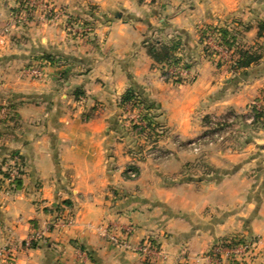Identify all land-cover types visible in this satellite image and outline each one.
I'll return each mask as SVG.
<instances>
[{
    "label": "crops",
    "instance_id": "obj_1",
    "mask_svg": "<svg viewBox=\"0 0 264 264\" xmlns=\"http://www.w3.org/2000/svg\"><path fill=\"white\" fill-rule=\"evenodd\" d=\"M54 1L76 13L96 4L105 22L82 41L70 40L60 23L0 37V92L16 104L20 119V126L5 130V147L23 162L21 188L0 193V248L18 250L15 264H216L212 246L234 235L258 237L264 248V130L245 150L207 159L212 176L200 177L185 174L191 159L180 150L165 161L137 160L128 152L129 131L119 124L118 99L137 87L170 134L185 140L202 130L192 122L195 110L221 92L222 79L205 61L193 84L164 81L144 41L183 39L189 51L198 44V23L236 14L242 1L216 0L208 19L171 1L156 3L160 9L149 0ZM247 4L256 14L264 0ZM13 5L0 0V28L9 24ZM45 55L67 61L46 68L40 80L21 72ZM260 66L255 75L254 66L244 71L235 86L228 79L234 91L209 98L214 106L241 112L262 97L264 56ZM99 102L107 107L97 110ZM164 144L174 150L175 144ZM32 236L40 238L26 248ZM146 238L160 247L154 258L136 252ZM227 257L220 264H228Z\"/></svg>",
    "mask_w": 264,
    "mask_h": 264
},
{
    "label": "rangeland",
    "instance_id": "obj_2",
    "mask_svg": "<svg viewBox=\"0 0 264 264\" xmlns=\"http://www.w3.org/2000/svg\"><path fill=\"white\" fill-rule=\"evenodd\" d=\"M87 1H89V3L93 2V0ZM149 1L150 5H154L159 9L160 7L157 4H162L166 1L174 2L175 5L182 3L186 6V10H189L188 13L194 11L197 12L198 15L199 11V16L200 12L204 13V15L208 14L206 19L210 17L214 18L215 13L213 11L217 10L215 3L216 0H207L208 3L205 2V0ZM240 1H242L243 4L239 6L236 14L234 12H230L228 13V16H224L221 19L216 16L215 18L217 19H212L213 22H205L202 20L198 23L195 29L196 34L198 35V38L195 41H197L198 44H195L193 48L189 49V51L188 47L185 46L186 43L183 42V39L178 40L177 38L176 41H172L171 43L167 42L168 44L166 43V45L174 46L178 49L179 56L183 58V62L179 66L160 64L162 79L164 81L180 85L193 84L201 75L198 66L202 62L208 61L213 68L212 75L214 76V74H216L215 77L222 79V90L221 92H218V94L223 93L224 96L232 94L234 87L231 88L230 85L226 84V81L230 79L232 81V85L235 86L238 80L243 79V72L247 71V69L239 70L236 68L235 64L240 51H251L253 53H257V55H264V38L258 37V24L264 21V7L261 6L262 9L259 10L261 7L258 6V8L255 9L257 13L253 14L251 6L247 4V0ZM13 4L12 9H14V11L10 17L9 24L0 28L1 38L11 35L13 32L16 33L15 35H19L22 31H25L27 28L36 24L42 23L53 25L60 23L70 40L82 41L93 37L98 24L105 22V16L100 14L99 6L93 3L87 4L85 7L87 8V12L82 13L74 12V10H71L69 6L58 5L54 0H13ZM179 10L180 8L177 9L175 13ZM219 29L229 31L230 37L232 38L231 41L234 43L233 49L228 50L225 46H223ZM213 32H216V34L213 35ZM157 34L159 35V33ZM157 34H154L153 36H157V39H160ZM9 38L11 39V36ZM148 41L149 43L157 42L155 38L151 37ZM35 60L36 62H31L27 65V68L21 70V72L25 75H29L32 80L43 79L46 74V68H49V66L53 67L55 65L60 66L63 64L61 62L67 61L58 57V59L56 58L55 63L52 62L51 64L44 58V56H40ZM260 63L254 66L256 68L255 71H252L254 75L257 71H260L258 70L261 67ZM34 69H40L42 72L41 77H35L31 74V71ZM24 77L25 76L22 74V78ZM0 78H2L1 75ZM0 84H2L1 81ZM218 94L217 92L212 93L210 97L208 96L207 101H203L197 106L192 122H196L200 125L202 124L201 126L203 129L194 134L191 139L185 140H183L179 135L170 134V129L165 127L163 124L164 122L157 115L159 113L154 112L155 116L151 115L148 118L149 122L143 121L140 118V115L143 112V106L138 108V106L133 107L132 105L127 104L122 107L121 98H119L118 105L122 110V112L120 110L119 114V124L123 126L124 129L129 131V135H126L129 139L128 145L130 146L128 152L133 154L134 158L137 160L149 159L151 161H165L166 159L175 158L177 151L180 150L185 153L186 157L191 159L186 167L187 172L184 170L186 175H198L200 177L212 176V170L208 167L207 159L210 157L215 159L220 158L221 152L232 155L245 150L248 144L255 142L254 138L257 137L256 133H259L260 130H264L263 120L256 124L253 121L255 117L253 107L259 111H264V95L254 99L248 105L246 110L237 112L227 106L215 107V103H213L210 99L216 97ZM84 99H81L82 103H84ZM15 105L16 104H13L10 101L8 94L0 92V193L3 195L18 189L16 188L15 181L22 177L23 173V162L20 154L8 151V149L6 151L5 147V130L12 127L11 123L14 127L20 126V119H16L18 114L14 112ZM106 107L107 105L103 102L97 103L96 106L97 110H104ZM148 123H152V126L155 127L156 130L152 132L151 129L154 128H147ZM141 128L145 131L141 132ZM153 133L156 135L155 138L158 139L157 141L154 140ZM152 136L153 138H151ZM162 143H167L169 145L175 144L174 150H166V145L164 144V146H162ZM260 143L263 142L260 141ZM140 144L142 145L140 146ZM132 168L133 166H131V169ZM129 174L133 177V175H136V172L132 169L129 171ZM70 221L71 219H67L65 225H70ZM236 237H238L237 240L241 241L260 239L258 237L253 238L237 235L225 237L217 244L213 245L210 250V254L214 255L216 253L218 255V257L213 256L214 262L216 264H220L222 255L227 253L228 264L262 263V260L264 259V251L261 259L257 261L234 262V258L232 259L229 253L232 247L227 246L228 244L225 242L229 243V241L235 239ZM113 239L114 238L111 240L114 241ZM147 239L148 238L145 240ZM149 239L154 243L155 240L152 238ZM26 242L25 247L31 248V246L28 247L26 245ZM155 245L158 248L157 255H159L160 247L158 244ZM17 252L18 250L15 247H1L0 264H15ZM136 252L138 253V246L136 247ZM156 256H152L150 258H154ZM147 259H149V257Z\"/></svg>",
    "mask_w": 264,
    "mask_h": 264
},
{
    "label": "trees",
    "instance_id": "obj_3",
    "mask_svg": "<svg viewBox=\"0 0 264 264\" xmlns=\"http://www.w3.org/2000/svg\"><path fill=\"white\" fill-rule=\"evenodd\" d=\"M208 32V31H207ZM219 32L221 33V38H222V42H223V46H225L228 50H231L234 48V43L232 40V38L230 37L229 31L227 30H221L219 29ZM258 37L260 38H264V21L260 22L258 24ZM148 42V43H147ZM144 45L147 49V52L149 54V56L157 63V64H161V65H169V66H179L182 62H183V58L179 56V51L176 47L174 46H169L163 43H158V42H152L149 43L148 40L144 41ZM264 55H260L257 53H253L251 51H240L239 57L236 61V68L239 70H245L248 69L252 66L258 65ZM45 59H47L51 64L52 62L55 63L56 61V57L53 55H45L44 56ZM188 68V67H187ZM63 78L67 77L66 73L62 74ZM84 93L81 90H76L75 91V96L77 98H80V96H82ZM127 104L134 106H138V108L140 106H143V112L140 115L141 120L149 122L148 118L152 115L155 116L152 111L156 110L157 107L155 106V104L153 102H151L149 99L145 98L143 96V94L139 91V89L137 87H132L130 88L128 91H126V93L123 95V97L121 98V106H126ZM253 112L255 114L254 117V123H259L261 120L264 121V111L261 110H257L255 107H253ZM154 128L151 129L152 132L155 131V127L152 126V123H148V127L147 128ZM145 131L143 128H141V132ZM154 140H158L156 139V135H154ZM153 136L151 138H153ZM153 140V141H154ZM188 166V164L186 165V167ZM205 177V176H204ZM16 184V188H21L22 186V177L18 178L15 181ZM238 237H236L235 239L229 241V243L225 242L226 244H228L227 246L230 247H234L237 244H240L242 241L241 240H237ZM36 244L32 243V247H35Z\"/></svg>",
    "mask_w": 264,
    "mask_h": 264
},
{
    "label": "built area",
    "instance_id": "obj_4",
    "mask_svg": "<svg viewBox=\"0 0 264 264\" xmlns=\"http://www.w3.org/2000/svg\"><path fill=\"white\" fill-rule=\"evenodd\" d=\"M215 35L216 32H213ZM210 38V37H209ZM31 74L34 75L35 77H41L42 72L40 69H34L31 71ZM136 175H133L135 177ZM38 236H32L30 237L29 240H27L26 245L32 246V242L37 240ZM114 242L119 243L118 239H113ZM229 251L230 257L234 260V262H254L259 259H261V256L263 254L264 248L262 246V241L261 239H254L251 241H246L243 240L240 244L232 247ZM138 253L141 254L142 257L147 259L152 256H156L158 253V248L156 245L150 240L147 239L143 241L139 246H138ZM213 256L218 257V255L215 253Z\"/></svg>",
    "mask_w": 264,
    "mask_h": 264
}]
</instances>
